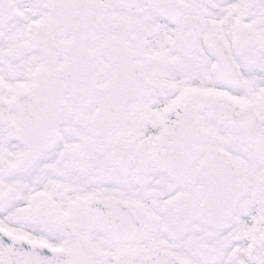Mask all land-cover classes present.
Returning a JSON list of instances; mask_svg holds the SVG:
<instances>
[{
	"label": "snow or ice",
	"instance_id": "snow-or-ice-1",
	"mask_svg": "<svg viewBox=\"0 0 264 264\" xmlns=\"http://www.w3.org/2000/svg\"><path fill=\"white\" fill-rule=\"evenodd\" d=\"M0 264H264V0H0Z\"/></svg>",
	"mask_w": 264,
	"mask_h": 264
}]
</instances>
